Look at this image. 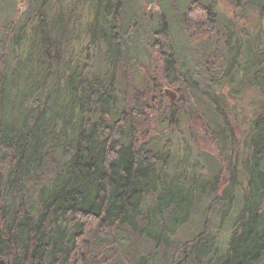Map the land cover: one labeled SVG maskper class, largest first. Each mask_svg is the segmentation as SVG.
I'll use <instances>...</instances> for the list:
<instances>
[{"label":"trees","instance_id":"16d2710c","mask_svg":"<svg viewBox=\"0 0 264 264\" xmlns=\"http://www.w3.org/2000/svg\"><path fill=\"white\" fill-rule=\"evenodd\" d=\"M11 1L20 7L0 5V264H264L256 45L205 0ZM148 1L161 8L148 14ZM230 1L264 23V0ZM239 82L263 93L248 121Z\"/></svg>","mask_w":264,"mask_h":264},{"label":"rangeland","instance_id":"374dc122","mask_svg":"<svg viewBox=\"0 0 264 264\" xmlns=\"http://www.w3.org/2000/svg\"><path fill=\"white\" fill-rule=\"evenodd\" d=\"M159 1L162 2L165 8H170L168 5L170 4V0H159ZM177 1L186 2L187 0H177ZM205 1L207 3L213 4L215 11L220 15V20L222 21L224 17L225 22L228 23V27L232 30H235L236 35L239 33H242V35L243 34L246 35L247 38L251 41V43L255 44L257 49L260 50V53L264 54V23L262 24L258 19L257 9H253V8L245 9L243 7H238L235 6L230 0H205ZM245 2L246 0H241V3H245ZM131 3L133 6L138 8V6L142 4V0H132ZM0 5H3L6 8L10 6L16 8L17 5H19L20 7V2L18 4L17 2L11 0H6V1L0 0ZM21 8L23 9V3L21 5ZM159 8H161V6L155 3L154 1L149 2L147 7V13L153 14ZM18 17L19 15L17 14L13 17L8 18L7 20H5V22L11 21L12 25L16 26L18 22ZM172 29H173L174 39L176 40L177 50L180 53L181 61L184 62L186 53L189 51V47L186 46L187 45L185 42L186 40L183 38L181 32L178 30V27L174 25ZM213 39H214L213 42H215L218 45V47L221 49L219 43L220 44L224 43L223 33H220V35L217 37L216 36L213 37ZM234 39L232 40L233 44H234ZM8 55H9L8 51L4 50L3 56L7 57ZM183 70L184 72L188 71L189 65L188 66L185 65V67H183ZM240 82L235 86V89L238 90L237 92H235V94L241 91L238 95H236L237 98L235 102L237 103L239 109L242 111L244 120L248 121L249 119H251L256 104L259 103L263 98V93L260 92L259 88L258 89L254 88L252 90L250 88L247 89L246 85L245 84L242 85V83ZM240 86L241 88H243V90L240 89ZM225 88L226 90L224 91V93H226L228 90V87ZM166 89L169 88H165L163 90V96L165 97V99H167V101H169L170 103H176L178 98L180 97L179 93L174 88L170 89L176 93L175 98L172 100L171 95L169 93L166 94ZM200 158L201 160H203L204 166H206L205 171L211 172L210 171L211 168L209 167V165L212 161V158L211 157H206V158L200 157Z\"/></svg>","mask_w":264,"mask_h":264},{"label":"water","instance_id":"95a60500","mask_svg":"<svg viewBox=\"0 0 264 264\" xmlns=\"http://www.w3.org/2000/svg\"><path fill=\"white\" fill-rule=\"evenodd\" d=\"M170 94L171 95V98H172V100L175 98V96H176V93L175 92H173L172 90H170V89H166V94Z\"/></svg>","mask_w":264,"mask_h":264}]
</instances>
